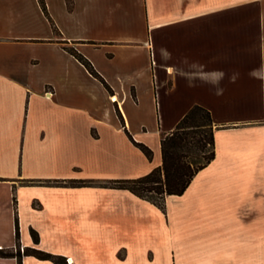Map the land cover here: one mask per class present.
I'll return each instance as SVG.
<instances>
[{"label":"crops","instance_id":"crops-1","mask_svg":"<svg viewBox=\"0 0 264 264\" xmlns=\"http://www.w3.org/2000/svg\"><path fill=\"white\" fill-rule=\"evenodd\" d=\"M44 3L0 0V230L71 264H264V0ZM196 105L216 157L182 195L109 186L161 166Z\"/></svg>","mask_w":264,"mask_h":264},{"label":"trees","instance_id":"trees-1","mask_svg":"<svg viewBox=\"0 0 264 264\" xmlns=\"http://www.w3.org/2000/svg\"><path fill=\"white\" fill-rule=\"evenodd\" d=\"M39 2L47 14L44 0H39ZM68 50L111 92V88L106 81L96 72L92 64L83 55L74 49ZM214 130L215 127L210 111L199 105L192 107L187 115L178 123L176 129L172 133L162 137L163 163L161 166L155 168L146 176L137 179L111 181L109 186L114 189L129 190L136 196L156 205L161 210H165L166 196L182 195L194 177L215 159ZM130 138L149 160H153L154 153L149 146L136 142L131 136ZM91 184L93 183L81 180L74 182L73 186H87ZM31 235L35 244H39L38 233L32 229ZM17 240L16 252H2L0 253V257L17 258L19 264H22V257L24 255L51 261L54 264H66V258L63 256L33 248H26L22 251L18 220Z\"/></svg>","mask_w":264,"mask_h":264},{"label":"rangeland","instance_id":"rangeland-1","mask_svg":"<svg viewBox=\"0 0 264 264\" xmlns=\"http://www.w3.org/2000/svg\"><path fill=\"white\" fill-rule=\"evenodd\" d=\"M30 52L33 53L34 56H39L41 57L42 55V46L41 44H37L35 46H33L30 50ZM79 61V60H78ZM80 62V61H79ZM81 63V62H80ZM82 64V63H81ZM83 65V64H82ZM84 66V65H83ZM85 67V66H84ZM86 68V67H85ZM87 69V68H86ZM88 70V69H87ZM148 146V145H147ZM151 148V147H150ZM152 149V148H151ZM153 150V149H152ZM154 153V152H153ZM19 234H20V227H19ZM12 235L7 232V230L5 228L0 230V253L2 252H16V247L12 248L9 247V242H15V240L17 239V225H16V239L13 240V238L11 239ZM17 244H18V240H17ZM3 258V257H0ZM13 258V257H11ZM71 261V260H70ZM71 263H73L71 261ZM66 264H68V260H66Z\"/></svg>","mask_w":264,"mask_h":264},{"label":"built area","instance_id":"built-area-1","mask_svg":"<svg viewBox=\"0 0 264 264\" xmlns=\"http://www.w3.org/2000/svg\"><path fill=\"white\" fill-rule=\"evenodd\" d=\"M68 263L71 264L70 261H68Z\"/></svg>","mask_w":264,"mask_h":264}]
</instances>
